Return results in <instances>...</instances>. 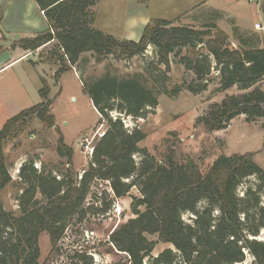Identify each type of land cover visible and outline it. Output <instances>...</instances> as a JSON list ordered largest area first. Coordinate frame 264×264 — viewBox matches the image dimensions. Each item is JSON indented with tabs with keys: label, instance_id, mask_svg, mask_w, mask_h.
<instances>
[{
	"label": "trees",
	"instance_id": "obj_1",
	"mask_svg": "<svg viewBox=\"0 0 264 264\" xmlns=\"http://www.w3.org/2000/svg\"><path fill=\"white\" fill-rule=\"evenodd\" d=\"M34 1L43 12L47 29L16 40L23 50L34 51L54 42L61 50V64L72 66L83 53H90L96 63L108 56L125 61L144 54L150 45L157 57L154 71L163 78L157 81L148 66L144 73L126 76L108 69L92 79L80 76L82 89L104 119L106 129L93 145L87 169L78 180L70 168L73 149L62 134L57 153L67 167L64 173L57 170L59 177L46 173L44 167H34L32 161L21 166L18 214L6 210L0 198V264H42L39 236L43 232L55 248L71 219L81 221L88 209L95 214L106 213L115 199L126 196L133 187L140 194L132 197L133 217L109 235V242L128 256L130 264H144L146 259L147 264H241L246 253L252 256L251 264H264V235L261 240L257 238L264 229L260 195L264 170L251 152L220 154L205 170L195 162L179 161L174 145L158 160L140 146L145 138L140 128H130L120 118L109 116V112L117 111L143 117L149 108L157 106L160 93L173 97L183 88L193 94L204 91L213 68L218 72L219 91L236 87L238 92L210 103L197 117V125L211 132L227 128L238 115H244L246 122L264 118V90L259 86L264 81V47L259 39L238 34V47L232 48L228 35L213 22L199 29L164 19L148 22L136 41L118 39L95 27L99 0ZM197 48L199 51L194 52ZM183 50L193 51V56L183 55ZM170 54L179 57L178 63L200 82L167 87ZM63 70L61 67L56 76ZM42 83L38 90L42 100L7 119L0 128V192L11 182L3 145L14 125L32 116L47 127L55 125L48 87L43 79ZM249 177L258 182L239 195V186ZM98 182L107 184L104 196L92 192ZM184 213L194 215L191 223L183 220ZM148 235H156L173 248L153 256L155 241Z\"/></svg>",
	"mask_w": 264,
	"mask_h": 264
},
{
	"label": "rangeland",
	"instance_id": "obj_2",
	"mask_svg": "<svg viewBox=\"0 0 264 264\" xmlns=\"http://www.w3.org/2000/svg\"><path fill=\"white\" fill-rule=\"evenodd\" d=\"M2 2L7 4V0ZM26 12L27 17L17 11L7 12V28L13 31L9 35L10 44L18 38L45 31V18L39 11ZM156 19L199 29L213 22L228 35L232 48L238 47L235 38L238 34L257 37L259 45L264 47V0H99L95 27L118 39L136 41L145 25ZM256 23L262 28H255ZM18 51L22 52L21 49ZM18 51H11V56H16ZM34 51H26L25 58L10 64L0 74V128L7 119L42 100L38 92L43 86L42 79L48 87L47 99L51 100L50 112L55 123L53 127H47L32 116L27 122L14 125L11 136L3 145L11 182L1 190L0 198L4 208L15 215L19 212L16 198L21 193L18 172L24 163L32 161L34 167H44L46 173L52 172L59 177L57 170L64 173L67 167L65 159L57 153L58 137L62 134L64 142L73 149L70 168L78 180L87 169L93 145L106 129L104 119L100 118L82 89L80 76L92 79L107 69L113 74L126 76L144 73L148 66L157 81L161 82L163 78L159 71H154L157 57L150 45L144 54L125 61L108 56L96 63L90 53H83L72 66L61 64V50L54 42ZM198 51V48L194 50ZM182 54L193 56V51L183 50ZM178 60L179 57L169 55L167 87L188 82L198 84L200 80H195V75ZM61 67L65 70L57 77L56 72ZM159 67L165 68L164 65ZM208 79L207 88L196 94L185 88L173 97L160 93L157 106L149 108L143 117L133 118L117 111L109 112V116L120 118L130 128H140L145 133L140 146L147 148L158 160L162 159L169 146L174 145L179 161L195 162L205 170L220 154L251 152L255 163L264 170V118L246 122L244 115H238L227 128L211 132L196 124L197 117L207 110L210 103L220 101L225 94L238 92L236 87L219 91L218 72L213 68ZM148 86L153 85L148 82ZM259 86L264 90V81ZM256 182L255 177L244 180L238 188L239 195ZM107 188L106 183L98 182L92 187V192L99 197ZM260 195L264 202V188ZM133 196H140L135 187L126 196L115 199L106 213L95 214L88 209L81 221L77 217L71 219L55 248L51 247L48 234L43 232L39 236V261L42 264H130L128 256L109 242V235L133 217L130 207ZM193 217L191 213L182 216L188 223ZM263 235L264 229L257 238L261 240ZM147 238L155 241L153 256L166 248H173L169 243L158 240L156 235H148ZM251 263L252 256L246 253L241 264ZM144 264H147V259Z\"/></svg>",
	"mask_w": 264,
	"mask_h": 264
},
{
	"label": "crops",
	"instance_id": "obj_3",
	"mask_svg": "<svg viewBox=\"0 0 264 264\" xmlns=\"http://www.w3.org/2000/svg\"><path fill=\"white\" fill-rule=\"evenodd\" d=\"M0 1H1L0 3V16H1L0 17L1 18L0 20V74H1L5 70V68H7L10 64L25 58L26 55L28 54V52H26L25 50H23L22 48H20L19 46L15 44V41L17 39L13 40L14 41L13 44L12 42L10 44L9 35L13 33V31L7 28V24H6V18L8 17L7 12L17 11L19 13H22L23 17H27L26 11L33 10V9L38 10L40 15H42V17H43V12L39 9V7L37 6L34 0H7V4H4L2 0ZM46 29H47V23H46L45 30ZM52 43L53 42L47 43L39 47L34 52L39 51L40 49H44L45 47H47L48 45H51ZM18 49H21L22 52L20 53ZM11 51L12 52L18 51L19 53H17L16 56H11L10 54ZM6 95H8V93Z\"/></svg>",
	"mask_w": 264,
	"mask_h": 264
},
{
	"label": "built area",
	"instance_id": "obj_4",
	"mask_svg": "<svg viewBox=\"0 0 264 264\" xmlns=\"http://www.w3.org/2000/svg\"><path fill=\"white\" fill-rule=\"evenodd\" d=\"M254 27L257 28V29H261V28H262V26H260V25L257 24V23L254 25ZM101 134H102V133H101ZM90 151H91V149H90Z\"/></svg>",
	"mask_w": 264,
	"mask_h": 264
}]
</instances>
